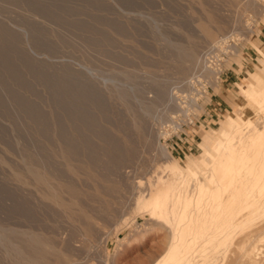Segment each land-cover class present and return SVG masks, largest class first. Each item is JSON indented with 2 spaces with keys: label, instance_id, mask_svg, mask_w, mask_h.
Masks as SVG:
<instances>
[{
  "label": "rangeland",
  "instance_id": "1",
  "mask_svg": "<svg viewBox=\"0 0 264 264\" xmlns=\"http://www.w3.org/2000/svg\"><path fill=\"white\" fill-rule=\"evenodd\" d=\"M201 1L0 0V17L17 28L25 24L29 41L25 52L18 40L6 46L0 38V264H20L12 246L28 249L31 237L61 249V264H154L181 239L191 248L175 264H209L218 256L216 241L225 247L219 264H264V180L243 190L255 204L230 212L238 216L230 228L191 230L190 216L201 222L216 207L206 190L209 170L201 179L205 133L217 140L210 131L219 133L238 112L240 126L223 136L228 144L217 151L226 171L238 172L227 158L246 160L255 143L253 151L264 154L263 108L257 111L241 88L255 73L264 80V58L253 46L264 15L258 19L227 0ZM205 11L224 23L231 40L208 25ZM240 21L252 28L248 41L239 35ZM207 25L220 52L203 41L200 29ZM189 40L217 72L215 85L198 69L177 64V49ZM186 82L201 92L196 99ZM159 145L182 168L197 165L195 180L170 177ZM63 150L85 169L79 179L65 168ZM33 163L74 187L65 198L78 201L89 220L80 213L70 220L42 197L46 190L26 171ZM256 166V177H264V160ZM94 179L103 197L95 194ZM139 191L161 196V219L136 204ZM47 260L53 264L54 256Z\"/></svg>",
  "mask_w": 264,
  "mask_h": 264
},
{
  "label": "bare ground",
  "instance_id": "2",
  "mask_svg": "<svg viewBox=\"0 0 264 264\" xmlns=\"http://www.w3.org/2000/svg\"><path fill=\"white\" fill-rule=\"evenodd\" d=\"M191 1L198 4L199 6H203V3L201 0H191ZM227 1L232 3V5H234V6L241 7L243 10L242 12H244V11L246 12V11H249L251 9L254 10L255 11L254 13L258 19H260L264 15L263 14L264 13V7L261 5V3H259L260 0H259V2L257 0H227ZM22 2H24V5H25L27 0H22ZM205 16L207 17L208 25L210 27H213L219 35H222V40L224 42L226 39L231 40V39H228L229 37H226V35L229 31L227 30L226 26L223 25L224 24L223 22L218 21L217 19H215L212 16V14H210L206 11H205ZM19 25H20L19 26L20 28H17L16 26H13L11 24V21L9 22L7 19L5 20V19L0 17V38H1V42L3 45L9 46V45H12L16 40H18L19 43L22 44V47L25 49V52H26L27 47H28V43H29V41H28V30H27V27L25 24H19ZM208 25L207 26H201V29H200L202 37H204L203 41H206L212 47L213 51H219L220 50V44H219L220 40L217 38L216 33H212V32L207 31ZM238 32H240L239 35L242 36V38L244 40L248 41L249 36L252 33V28L248 24H246V22L244 23L243 21L242 22L240 21L238 24ZM230 38H232V37H230ZM195 44H196L195 41L189 40L187 42L186 46H180L177 49L176 62L182 68L187 67L189 71H191L192 69L193 70L198 69L200 74L204 78L210 80L212 82V84L215 85V83L217 82L216 79H218V78H216L217 72L213 69L208 68L205 65L206 63L203 62V60L201 61V57L199 58L197 53H196ZM231 48L234 49V54H235L236 48L234 46H231ZM187 76H188L187 74H184L183 81H185ZM251 76H252L253 80H255V81L260 80L254 74ZM185 85H186L187 89H189L192 92L194 99H196V97L199 95V93H201L198 90H196L195 86L192 85L191 83L186 82ZM167 98L169 99V101L171 103H173V104L176 103V101H175L176 97L173 98L172 94L170 97V92H169V94H167ZM143 114L146 117H150V113L147 111L145 112L143 110ZM138 121L140 122V120H138ZM138 121L136 119H134V126H137V124L139 125ZM212 138H214V137H212ZM217 140L219 142L217 144L216 150L218 151V153H220L222 150L225 149V147L228 143H226V140H220V139H217ZM159 148H160V151L162 154V158L170 166V167H168L169 169H168L167 174L170 177L185 175L184 170L176 161H174V160L170 161L169 160V152L166 149V147L159 145ZM61 159L63 160L64 166L67 169V171L69 172V174L73 178L79 179L81 174L83 173V171H85V169L83 170V168L81 166L75 165L72 162V158H71L70 153L66 150L62 151ZM26 171H27V174L29 175V177L33 180L34 185L41 187L44 190H46L45 193H42V197L46 201H48L51 205H53L54 207L59 208L60 210L64 211L66 214H68V218L70 220H74V218L72 216L75 213H80L82 215V219L89 220V217L82 210V207L80 206L78 201H76L72 198L71 199L65 198V194H71L74 191L73 186H68L65 183H62V182L56 180L55 179L56 177L53 178V176H52L53 174H50L48 172V170L46 171V169L43 166H39L38 164L36 165L33 163L31 165H28L26 168ZM126 173L127 172H125L123 174V176L128 183L131 180V178H130V176L126 175ZM206 177L209 179V184L215 183V180H216L215 171L210 169L208 171V176H206ZM94 182H98V180L94 179L93 183H92V188L95 190V194L98 197H103V194L100 192L97 184ZM131 183H132L131 187L135 191L136 190V183H134V182H131ZM203 188H204V185H203ZM136 204L147 209V211H149L153 216L152 220H156L157 217L161 219L160 214L157 212V209H158L159 205L161 204V196L158 193H154L153 191H151V193H148V195L145 196V195H143L142 191H139L138 198L136 200ZM166 204H167L166 209H169V202L167 201ZM189 218H190V220L192 222V226H193L196 222L194 221L193 217L190 216ZM170 220L173 222L174 218L172 216H170ZM178 220H180V219H178ZM164 222H166V219H164ZM164 222H162V223H164ZM191 230H193V229H191ZM84 232L88 236L91 234L90 230H85ZM193 235H194V233H193ZM201 235L202 234H200V236ZM173 238H174V236H173ZM180 242H183L182 239L180 240ZM27 243L30 244V245L26 244V248H28V249H25L24 247L18 246V245L12 246V252L17 256V258H19L18 261L20 264H50L47 260V256H49V255L54 256L53 264H61V262L65 258L64 253L61 249L56 251L54 249V247L48 246L47 242L40 241L39 239H36L35 237L29 238ZM216 244H218L217 241L212 246V250L213 251L215 250L218 253V256H216L212 261H210L209 264H219L220 263L219 254L224 251L225 247L221 244H218V245H216ZM177 251H178V249H177ZM175 252H176V250H175ZM173 258H174V256L172 255L171 259H173ZM175 258H177V257H175ZM168 263H169V261H168ZM170 264H172V263H170Z\"/></svg>",
  "mask_w": 264,
  "mask_h": 264
},
{
  "label": "crops",
  "instance_id": "3",
  "mask_svg": "<svg viewBox=\"0 0 264 264\" xmlns=\"http://www.w3.org/2000/svg\"><path fill=\"white\" fill-rule=\"evenodd\" d=\"M253 46L257 51V53H259L258 51H260L262 57L264 58V20L263 23L261 24L260 30L257 35V42H253ZM262 72L264 73V65L262 67ZM254 75L260 79L259 81L264 82V80L258 74L255 73ZM241 88L244 97L256 107L257 111L261 108H263L262 111H264V87L261 85V83L253 80V83L250 84L246 83L245 85L241 86ZM260 101H262L263 103L262 105L259 104ZM240 119H241L240 114L238 112H235L234 117L229 119V124L223 126L219 133H215L214 131H210V133L214 134L217 137V139L224 140L222 139L224 135L226 136L230 131L233 130L234 127L240 126V122H239ZM249 122L250 119H248V123ZM208 133H205V139L207 141V146L205 148L206 160L201 158L199 160V163L202 164V166L204 167V169L202 170L203 177L201 179L205 180L204 174L208 170L211 169L215 171L216 174L215 183H213V185L209 184V180H208L207 182L209 186L206 185L207 188L206 190L210 191V197H209L211 201L210 203L212 204L215 203L216 207L212 205L209 206L206 212L202 213L203 219H201V222L195 220L194 218V221L196 223L191 228L194 231L193 232L194 235H196L198 229L200 231L203 230L204 233H209L210 231L216 232V231H221L219 229L224 230L225 228L226 229L230 228L227 227L229 225L228 224L229 221L234 220L238 217V216H234L230 212H241V210L251 208L255 204L254 203L255 201H250L248 200L249 198L243 197L242 195L243 190H245L248 187L257 188V181L264 180V177L257 178L256 174L254 173L255 172L254 170H256L257 167L256 165L261 163L262 159L264 160V154L258 157V155L253 151L256 147L255 146L256 143L254 144V146L249 147L250 151L248 153L246 160L240 162L238 161L239 157L237 156H230L227 158L228 161L232 162V165L237 164L240 166L238 172H235V166L233 168H228L226 171V168L224 166L225 163L222 162V159L217 154V150H216L219 141L209 136ZM257 157L259 159L258 163H257ZM196 167H190L187 169L182 168L185 171V176L191 177L193 180H195L194 176L197 175L195 169ZM236 205H238L237 208ZM229 207H233V208H229ZM182 241L183 242L180 241L173 242L168 252L164 253L162 258L159 257L156 260L157 262L154 264H162V263L167 264L168 261H169L168 264L170 263L175 264L177 258L179 256L181 257V255L186 253L184 252V250L186 251L187 248L189 247L191 248L190 243L186 242L184 239ZM179 246L180 248H178ZM176 248H178V251ZM172 255L174 256L173 259H171ZM185 259L186 258H184V260Z\"/></svg>",
  "mask_w": 264,
  "mask_h": 264
}]
</instances>
